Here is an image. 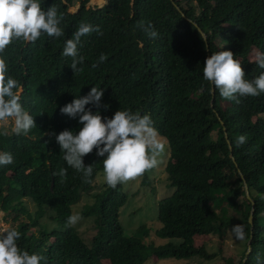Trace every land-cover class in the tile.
Here are the masks:
<instances>
[{"label":"trees","instance_id":"obj_1","mask_svg":"<svg viewBox=\"0 0 264 264\" xmlns=\"http://www.w3.org/2000/svg\"><path fill=\"white\" fill-rule=\"evenodd\" d=\"M89 1L42 0V8L55 7L61 16L63 35L53 39L42 34L34 42L17 38L0 52L35 125L19 135L0 123V152L13 157L11 164L0 166V210L12 216L10 228L20 233L18 247L42 256V264H143L150 256L211 259L219 251L207 252L194 236H222L232 226L244 242L237 257H224V262L242 264L250 234L244 264H255L257 255L264 262V93L228 100L213 87L211 94L201 73L204 58L221 49L233 53L246 79L264 71L250 62L264 52V0H105L101 6ZM72 6L76 8L69 10ZM80 23L95 26L99 34L80 37L77 53L83 63L72 73L67 65L72 58L61 51ZM149 25L155 38L146 35ZM101 54L103 62L98 61ZM91 84L103 88L101 102L107 107L99 109L102 118L117 109L147 114L168 144L164 171L174 190L157 204L155 233L175 242L145 243L150 229L144 223L125 234L118 220L127 201L123 182L114 188L103 182L83 205L80 213L95 230L90 244L76 227L66 226L71 204L90 193L102 171L101 157L95 149L82 157L93 169L85 181L65 164L49 132L80 126L59 107L73 95L85 94ZM240 135L245 139L237 145ZM244 182L254 202L251 232ZM239 196L246 202L238 203ZM24 199L36 211L15 223L26 211ZM45 213L47 220L38 223ZM36 225L37 232L31 231Z\"/></svg>","mask_w":264,"mask_h":264},{"label":"clouds","instance_id":"obj_2","mask_svg":"<svg viewBox=\"0 0 264 264\" xmlns=\"http://www.w3.org/2000/svg\"><path fill=\"white\" fill-rule=\"evenodd\" d=\"M41 4L42 0H0V52L17 38L34 42L42 34L53 39L63 35L59 26L61 16L56 8H42ZM93 31L99 34L95 26L80 23L71 38L64 40L61 55L72 58L67 64L72 73L79 71L78 64L83 63V57L77 53L80 37ZM145 31L150 38L157 35L151 25ZM104 59L103 54L98 57L99 62ZM250 62L264 69V52H257L254 61ZM240 64L228 49L211 52L203 60L202 77L218 91L220 97L228 100L264 93V71L246 79ZM90 67L95 68L96 63L93 62ZM17 88L16 79L7 75L5 60L0 58V120L10 118L11 133L22 135L35 125L32 115L20 103ZM102 93V87L91 84L85 94L73 95L70 102L59 107V112L76 119L80 126L75 130L65 128L54 134L49 132V135H54L65 164L81 173L85 181L92 175L93 169L91 164L82 162V157L95 149V155L101 157L104 183L114 188L118 183L154 167L157 164L156 156L162 151L163 145L147 114L117 109L110 118H102L99 109L107 107L101 102ZM86 105L93 106L95 110H90ZM244 139L243 135L237 136V145L243 143ZM12 162L11 153L0 152V166ZM64 171V168L60 169L61 177ZM79 219V213L70 214L65 224L70 227ZM235 231L239 236L240 230ZM19 236L15 228L0 231V264H42V256L18 247ZM255 264H264L259 255L255 257Z\"/></svg>","mask_w":264,"mask_h":264},{"label":"rangeland","instance_id":"obj_3","mask_svg":"<svg viewBox=\"0 0 264 264\" xmlns=\"http://www.w3.org/2000/svg\"><path fill=\"white\" fill-rule=\"evenodd\" d=\"M105 0H90L88 5L90 6H101ZM72 6L69 10L75 9ZM250 58H254L249 56ZM223 103V102H222ZM4 126H9L11 128V119L1 120L0 122ZM158 134V133H157ZM213 138L218 137V131H212ZM157 138L161 141L163 147L162 151L156 156L157 164L147 171L146 176L141 174L129 179L122 183V188L127 194V201L120 208L118 213L119 223L124 228V232L131 233L138 225L145 224L150 230L148 236L145 237V243L152 242L153 244H164L169 241H174L170 238H163L155 233V230L159 227V222L157 221V204L159 200L170 195L174 188L167 186L166 173L164 171L165 165L169 159V148L165 140L158 134ZM145 177V178H144ZM103 171L97 173L96 178L93 183V188L90 193H85L80 200L71 204V214L79 213L80 219L73 226L76 227L77 231L83 238L84 242L90 244L91 237L93 236L95 230L91 227L92 220L88 217H83L80 213L83 205L85 203H90L92 198L90 194L92 192L98 191L103 186ZM25 200L26 213L21 212L18 214L19 219L15 221L18 223L22 220H28V213H35V206L32 202ZM238 203H245L243 197L239 196L237 198ZM234 213V212H233ZM9 211L0 210V231H4L12 227V216L9 215ZM14 216V214H12ZM47 213L41 215L38 219V223H42L47 220ZM48 224L51 222L48 220ZM37 225L30 227L31 231L37 232ZM194 241L196 245H204L207 252L215 253L218 252L214 258L204 259L198 256H192L185 260H175L173 258H157L150 256V258L143 264H226L223 258L228 256H235L239 254L242 248L244 238L239 234L237 236L235 229L230 226L222 236L216 234L209 235H195Z\"/></svg>","mask_w":264,"mask_h":264},{"label":"water","instance_id":"obj_4","mask_svg":"<svg viewBox=\"0 0 264 264\" xmlns=\"http://www.w3.org/2000/svg\"><path fill=\"white\" fill-rule=\"evenodd\" d=\"M199 32H200L202 38L205 39V34H204V32L201 31V30H199ZM210 89H211V94H213V88L211 87ZM211 98H212V97H211ZM211 101H212V99L210 100V103H211ZM243 186H244L245 197H246L247 199H249V201L251 202V208H250V211H249V214H248V217H247L248 222H249V224H250V232H251V230H252V226H253V225H252V217H253V212H254V202H253L252 198L249 196V192H248L247 185H246L245 182L243 183ZM250 241H251V234H250V236H249V238H248V240H247V246H246V250H245V252H244V256H243V258H242V264H244V260L247 258V254H248L249 251H250Z\"/></svg>","mask_w":264,"mask_h":264}]
</instances>
